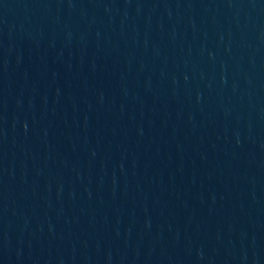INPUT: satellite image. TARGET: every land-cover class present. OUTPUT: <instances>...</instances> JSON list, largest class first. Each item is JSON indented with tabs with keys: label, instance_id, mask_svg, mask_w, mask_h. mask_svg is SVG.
Returning a JSON list of instances; mask_svg holds the SVG:
<instances>
[{
	"label": "water",
	"instance_id": "1",
	"mask_svg": "<svg viewBox=\"0 0 264 264\" xmlns=\"http://www.w3.org/2000/svg\"><path fill=\"white\" fill-rule=\"evenodd\" d=\"M0 264H264V0H0Z\"/></svg>",
	"mask_w": 264,
	"mask_h": 264
}]
</instances>
